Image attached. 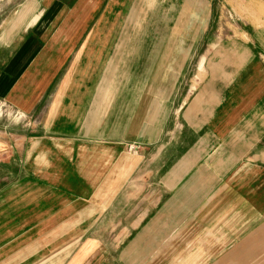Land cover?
I'll return each instance as SVG.
<instances>
[{
    "label": "crops",
    "instance_id": "crops-1",
    "mask_svg": "<svg viewBox=\"0 0 264 264\" xmlns=\"http://www.w3.org/2000/svg\"><path fill=\"white\" fill-rule=\"evenodd\" d=\"M1 4L0 264H264V0Z\"/></svg>",
    "mask_w": 264,
    "mask_h": 264
},
{
    "label": "rangeland",
    "instance_id": "rangeland-1",
    "mask_svg": "<svg viewBox=\"0 0 264 264\" xmlns=\"http://www.w3.org/2000/svg\"><path fill=\"white\" fill-rule=\"evenodd\" d=\"M7 1H9V0H0V4L1 3L6 4ZM14 1H17V0H14ZM1 11L2 10L0 9V14H2ZM168 19H169V17L167 18V20ZM161 21H162V17H157V16L149 17V21H147L145 28H144L145 33H144V29H143V30H141V32H138V34L134 33L133 36H130L128 38V40L133 41L134 38H135V40L136 39L142 40L144 38L143 33L145 34V36L147 38H149L150 35L152 38H159V34L161 32L158 29H159ZM129 28H130V26H129ZM128 33L129 32H126V34L124 33L120 40H122L124 37H127L129 35ZM37 125H38V120L36 119V117L34 115H32V114L28 115V114L20 113L18 110L12 108L11 106L6 104L5 102L0 101V129L6 128V127L11 128V127H19V126H23L26 128V127H35ZM139 149H140V147H139ZM126 151H127V148H126ZM127 153H129V152L127 151ZM129 154H131V153H129ZM131 155H133V154H131Z\"/></svg>",
    "mask_w": 264,
    "mask_h": 264
},
{
    "label": "built area",
    "instance_id": "built-area-1",
    "mask_svg": "<svg viewBox=\"0 0 264 264\" xmlns=\"http://www.w3.org/2000/svg\"><path fill=\"white\" fill-rule=\"evenodd\" d=\"M127 151L133 155H136L137 152L139 151V145H127Z\"/></svg>",
    "mask_w": 264,
    "mask_h": 264
}]
</instances>
